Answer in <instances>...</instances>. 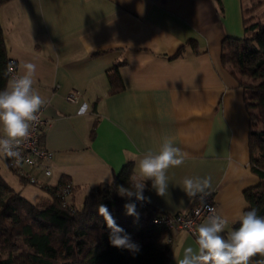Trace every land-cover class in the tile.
Masks as SVG:
<instances>
[{
    "label": "crops",
    "instance_id": "crops-1",
    "mask_svg": "<svg viewBox=\"0 0 264 264\" xmlns=\"http://www.w3.org/2000/svg\"><path fill=\"white\" fill-rule=\"evenodd\" d=\"M241 11V0H9L1 5L4 43L18 74L26 61L37 66L33 87L46 101L48 120L39 142L53 152L48 184L70 180L69 202L75 204L128 163L139 175L143 155L158 152L169 137L185 161L168 170L165 196L151 185L144 191L148 205L156 212H185L192 199L182 190L183 179L211 176L216 210L228 220L226 236L248 207L244 191L259 182L249 166L243 89L220 57L225 36H243ZM114 64L122 87L111 92L106 72ZM68 94L77 101L66 100ZM84 104L87 114L77 116ZM169 235L168 264H176L186 247H198L185 230Z\"/></svg>",
    "mask_w": 264,
    "mask_h": 264
},
{
    "label": "trees",
    "instance_id": "trees-1",
    "mask_svg": "<svg viewBox=\"0 0 264 264\" xmlns=\"http://www.w3.org/2000/svg\"><path fill=\"white\" fill-rule=\"evenodd\" d=\"M7 1L0 0V6ZM241 13L243 36H225L220 57L222 65L243 89L249 117V166L259 182L244 191L248 203L245 211L255 208L264 217V21L251 22L243 9ZM189 44L194 46V41L190 40ZM10 61L0 25V90L7 86ZM106 77L111 92L122 87L116 64L106 72ZM0 158L7 164L4 155ZM133 175L131 163L124 165L114 176L112 185L98 184L84 196L80 208L69 199L63 205L57 196L59 186L67 178L56 185L41 187L50 199L33 204L13 191L0 175V264H168L170 244L166 238L170 231L148 222L156 210L149 205L145 210H137L139 220L136 221L125 214L123 206L128 200L117 194L116 186H129ZM150 185L151 181H146V189ZM101 203L107 205L117 225L139 246L138 252L111 246L110 230L97 213ZM239 227L237 222L232 229ZM16 236L29 250L13 254ZM259 258L257 255L251 262Z\"/></svg>",
    "mask_w": 264,
    "mask_h": 264
},
{
    "label": "clouds",
    "instance_id": "clouds-1",
    "mask_svg": "<svg viewBox=\"0 0 264 264\" xmlns=\"http://www.w3.org/2000/svg\"><path fill=\"white\" fill-rule=\"evenodd\" d=\"M22 74L8 81L5 89L0 90V155L16 158L21 153L17 150L19 145L30 136L32 127L39 121V113L46 104L34 89L36 64L24 62ZM89 106L82 105L77 116H85ZM186 154L179 147L174 146L173 140L164 137L158 152L147 151L140 159L139 175L130 177L129 186L117 185V194L128 200L124 204L125 214L139 220L137 204L133 202L150 203V197L144 195L146 181H151V187L158 196H165L169 189L168 170L184 164ZM109 185L114 183V177H106ZM212 177H185L182 181V190L190 199H199L204 203L211 195ZM207 210L206 220L196 229L195 242L198 246L186 247L182 258L176 264H250L251 258L259 255L255 264H264V217L257 214L252 208L242 211L240 227L232 229L224 235L228 220L211 205H204ZM97 213L110 230L109 242L116 248L128 249L138 252L139 246L135 244L128 233L117 225L107 205L101 203L97 206Z\"/></svg>",
    "mask_w": 264,
    "mask_h": 264
},
{
    "label": "built area",
    "instance_id": "built-area-1",
    "mask_svg": "<svg viewBox=\"0 0 264 264\" xmlns=\"http://www.w3.org/2000/svg\"><path fill=\"white\" fill-rule=\"evenodd\" d=\"M8 75L11 79L18 76L15 63L11 60L7 67ZM66 100L71 102L77 101V96L74 94H68L65 97ZM48 125V120L43 115V107L39 113V121L36 123L30 132V136L24 140L18 147V151L21 153V157L17 162L16 158L6 157L7 166L13 171V173L20 179L26 181V183L34 184L41 188L44 186H50L48 184V178L52 173V161L53 152L42 147L39 142V137L42 129ZM72 183L68 179H63V185L59 186L57 190V196L62 200V204L66 205L72 192ZM137 204V210H145L148 203L143 205L135 201ZM205 204L211 205L216 209V203L213 195H209L204 203L197 199H192V203L187 211L180 213H163L153 212L148 219L150 224H155L164 227L168 231L174 229H182L189 234L196 236L197 225L203 219H206L208 213L205 208ZM167 242L171 241V236L166 238Z\"/></svg>",
    "mask_w": 264,
    "mask_h": 264
},
{
    "label": "rangeland",
    "instance_id": "rangeland-1",
    "mask_svg": "<svg viewBox=\"0 0 264 264\" xmlns=\"http://www.w3.org/2000/svg\"><path fill=\"white\" fill-rule=\"evenodd\" d=\"M241 4L242 9L245 11V17L249 19V21H264V0H241ZM0 175L13 191L18 192L33 204L41 203L50 198L46 191L36 185L25 182L22 183L1 158ZM84 196L75 202L74 205L77 208L82 206ZM24 250L29 249L23 244L19 236L14 237L12 246L13 254H18Z\"/></svg>",
    "mask_w": 264,
    "mask_h": 264
}]
</instances>
